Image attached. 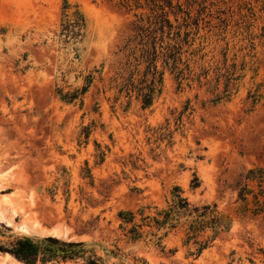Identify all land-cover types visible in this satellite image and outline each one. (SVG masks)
<instances>
[{
  "label": "rangeland",
  "instance_id": "rangeland-1",
  "mask_svg": "<svg viewBox=\"0 0 264 264\" xmlns=\"http://www.w3.org/2000/svg\"><path fill=\"white\" fill-rule=\"evenodd\" d=\"M68 2L86 19L69 42L59 36L63 0H0V242L28 234L13 224L29 217L67 225L105 264H264V221L234 212L238 180L264 165V0H172L183 10L170 20L188 31L189 69L178 83L164 68L149 108L135 91L118 92L133 10ZM90 72L82 106L58 98L56 87L79 88ZM84 125L91 132L79 144ZM194 174L201 184L191 191ZM174 185L232 218L198 256L180 230L160 248L119 228V210L164 207Z\"/></svg>",
  "mask_w": 264,
  "mask_h": 264
},
{
  "label": "trees",
  "instance_id": "trees-1",
  "mask_svg": "<svg viewBox=\"0 0 264 264\" xmlns=\"http://www.w3.org/2000/svg\"><path fill=\"white\" fill-rule=\"evenodd\" d=\"M118 2L127 10H133L134 15L131 33L120 48L126 57L121 70L128 75L123 78L118 92H125L129 96L130 92L135 91L141 107L149 108L154 97L161 91L164 68L173 74L178 83L184 79L185 70L189 69L186 60L182 59L185 51L183 46L188 44V31L184 30L181 34L183 24H173L170 20L172 16L178 22L183 10L179 3H173L172 0ZM85 24V16L79 7L63 0L59 36L67 42L75 41L83 35ZM158 61H161V69L157 68ZM141 63L145 64V68L139 77L134 78V72H138L137 66ZM93 79L94 75L90 72L85 76L81 87L73 90L56 87L55 93L63 102L78 101L82 106V96ZM247 97L252 103L258 98L257 94L250 93ZM90 132V125L82 126L78 143H86ZM96 157L102 162L104 152L99 150ZM87 175L90 176L89 173ZM200 184L201 181L194 174L189 188L195 191ZM235 203L234 212L237 216L264 221V165L248 168L241 176L236 185ZM151 208L154 209L152 212ZM117 215L120 219L119 228L129 240L148 237L155 246L163 248V238L171 231L180 230L182 244L193 245L195 256L209 247L220 234L229 231L232 222V218L219 210L215 202H191L183 195L179 185L171 188L170 200L164 207L140 206L136 210H119ZM0 252L10 254L23 264H59L77 260H81L82 264H105L91 248H87L86 242L56 236H15L6 242H0Z\"/></svg>",
  "mask_w": 264,
  "mask_h": 264
},
{
  "label": "bare ground",
  "instance_id": "bare-ground-1",
  "mask_svg": "<svg viewBox=\"0 0 264 264\" xmlns=\"http://www.w3.org/2000/svg\"><path fill=\"white\" fill-rule=\"evenodd\" d=\"M15 211H17V210H15ZM15 211H13V212H15ZM0 215H1V212H0ZM7 221H9V220H7ZM19 226H20V229L23 233H28V234H31L32 236L45 234L44 229H43V225L35 222L34 220H32L29 217L24 218L19 223ZM52 235L59 237V236H61V232L59 230H55ZM0 256L2 258L1 264H23L22 262L18 261L17 259L12 257L8 253L0 254Z\"/></svg>",
  "mask_w": 264,
  "mask_h": 264
},
{
  "label": "water",
  "instance_id": "water-1",
  "mask_svg": "<svg viewBox=\"0 0 264 264\" xmlns=\"http://www.w3.org/2000/svg\"><path fill=\"white\" fill-rule=\"evenodd\" d=\"M20 222H16L14 221V227L17 231H19L20 233H23L20 229L19 226ZM43 229H44V235H35L34 237H45V236H53L52 234L54 233L55 230H59L61 232V236H59L58 238H62V239H68L71 240L73 238L76 237H81V234L75 233L71 230L70 227H68L65 224H49V225H43ZM24 234V233H23ZM24 235H28V234H24ZM30 236V235H28ZM3 252H0V254Z\"/></svg>",
  "mask_w": 264,
  "mask_h": 264
}]
</instances>
